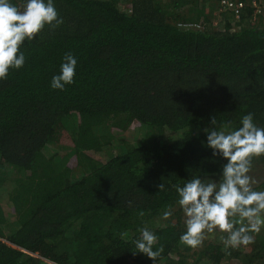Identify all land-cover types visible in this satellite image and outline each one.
<instances>
[{
	"label": "trees",
	"instance_id": "16d2710c",
	"mask_svg": "<svg viewBox=\"0 0 264 264\" xmlns=\"http://www.w3.org/2000/svg\"><path fill=\"white\" fill-rule=\"evenodd\" d=\"M211 1L53 0L64 23L22 45L25 65L0 81V187L13 183L0 198V264H154L134 254L145 226L164 247L157 264H191L175 186L218 180L227 163L204 129L213 117L238 128L247 113L264 127V28L246 15L214 27ZM69 52L76 83L54 90ZM71 153L79 175L58 164ZM251 175L264 191V157ZM224 249L207 242L194 264L261 261L264 227L251 254Z\"/></svg>",
	"mask_w": 264,
	"mask_h": 264
},
{
	"label": "clouds",
	"instance_id": "9594fccd",
	"mask_svg": "<svg viewBox=\"0 0 264 264\" xmlns=\"http://www.w3.org/2000/svg\"><path fill=\"white\" fill-rule=\"evenodd\" d=\"M63 23L53 0H27L23 10L11 0H0V81L8 79L10 70H20L25 65L22 45L33 42L38 34L42 38L46 26L55 30ZM63 61L60 74L52 77L54 90L63 91L76 83L77 58L69 52ZM211 124L213 127L204 129L206 147L227 163L218 180L193 176L182 187L175 186L187 229L180 242L195 249L202 246L206 233L218 228L228 234L224 250L231 254L229 249L253 244L254 234L264 226V191L255 190L258 181L251 175L254 159L264 157V127L254 122L253 113L243 115L238 128H233L230 121L218 125L215 117ZM158 187L164 191V184ZM172 215L171 210L163 212L164 219ZM139 233L133 241L134 254L142 253L157 264L164 252L163 245L157 247L159 238L147 226Z\"/></svg>",
	"mask_w": 264,
	"mask_h": 264
},
{
	"label": "rangeland",
	"instance_id": "374dc122",
	"mask_svg": "<svg viewBox=\"0 0 264 264\" xmlns=\"http://www.w3.org/2000/svg\"><path fill=\"white\" fill-rule=\"evenodd\" d=\"M120 5H121L123 10H127L130 7V2H129V0H120ZM206 6L208 8L207 11L209 12L211 18H214V20L218 22V27H217L218 29H221L222 21L225 20L226 17L230 18L232 16V15H230V13L220 14L219 13L220 4L214 3L213 1L208 2L206 4ZM224 16H225V18H224ZM116 146L117 145L115 144L114 146L109 147L107 150V154L108 155L116 154L118 152V148H116ZM65 154H66V152L65 153L63 152V155H65ZM63 155L61 153V156H63ZM57 161L59 162L58 164L63 166L62 168H67V167L71 168L73 175H79L80 173L84 172V169L79 165L78 160H76L73 153L68 154V156L64 157L63 159L58 158ZM10 190H13V183L8 181L5 185L0 187V198L6 199L7 198L6 194ZM185 219L186 218H185L184 213H183L182 214V221H183V224L186 226ZM11 220H13V219H11ZM162 221H164L166 223V219L163 218ZM162 221L160 219H157L153 223H154V225L158 226V225L163 224ZM173 223H174V221H173ZM11 227H13V225H11ZM262 227H264V226H262ZM227 235H228L227 233L221 232L218 228L214 229L212 233H206V237H205V240L203 241L202 246H199L195 249L190 247V251H189L186 249L189 246L182 244L181 245V252L183 255L184 254L187 255V260L191 264H194L196 261H198L201 258L200 257L201 251L205 249L207 242H209V243L213 242V244L214 243L224 244V239L226 238ZM254 236H255V241H256L257 234H254ZM254 243L250 244L248 246H240L239 249H241L242 251H244L247 254H251L253 252V249H254ZM178 259H179V257L176 255L175 260H178ZM44 262L46 264H53V263L48 262L46 260ZM200 264H210V262L206 258H204ZM221 264H241V263L237 262V261H229V262L226 261V262H222ZM254 264H264V259H261V261L255 262Z\"/></svg>",
	"mask_w": 264,
	"mask_h": 264
},
{
	"label": "built area",
	"instance_id": "2783aa9c",
	"mask_svg": "<svg viewBox=\"0 0 264 264\" xmlns=\"http://www.w3.org/2000/svg\"><path fill=\"white\" fill-rule=\"evenodd\" d=\"M219 4L220 14L230 13L231 17L237 21H240L243 15L250 16L252 24L264 28V0H221ZM248 8L251 12H248ZM180 26L199 31L205 29V23L203 25L187 23ZM213 26L218 27V22L214 20Z\"/></svg>",
	"mask_w": 264,
	"mask_h": 264
}]
</instances>
